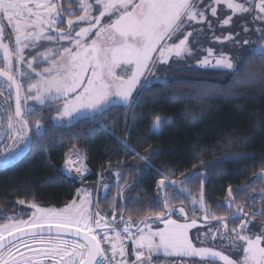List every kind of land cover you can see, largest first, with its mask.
<instances>
[{"label":"snow or ice","instance_id":"1","mask_svg":"<svg viewBox=\"0 0 264 264\" xmlns=\"http://www.w3.org/2000/svg\"><path fill=\"white\" fill-rule=\"evenodd\" d=\"M221 6L228 10L221 21L222 25H229L234 16L253 13L254 20L264 21V0H75V3H70L67 7L60 0H0V51L4 60L3 67H0V78L8 83L9 88L13 85L16 88L14 112L6 108L4 115L0 116V137L7 136L9 141L5 148L0 149V167L10 166L22 149L30 148L31 131L34 130L37 135L41 133V119H37L33 126L31 120L26 118L35 109L28 107L26 103L21 104V92L25 89L23 82L17 83L13 58L17 66L26 62L30 70L28 73H20L25 80L31 81L26 89L28 99L41 105L48 100H63L55 109L57 120L87 119L89 114H102L104 106L114 101L130 106L134 100L133 94L145 73L151 72L157 61L166 64L173 54L181 57L186 51L190 53L186 45L192 32H186V28L193 22L207 23L211 28L212 22L208 19V14L210 12L212 17L219 20L218 9ZM77 10L79 15L75 14ZM62 15H66L68 19L61 20ZM60 23H66V27H59ZM5 27L14 34V42H4ZM244 31L249 29L245 27ZM257 31L260 32V39L264 40V31ZM236 35L239 36V33ZM42 41L48 43H41ZM243 43L247 45L249 41L245 39ZM25 49L32 50L26 61ZM209 53L211 54V49ZM259 54L264 61V45H261ZM245 59L246 57H242L240 64ZM201 64L208 65L209 61L205 59ZM214 67L232 70L236 74L240 65L234 64L228 56L222 54ZM261 67V78L264 79V64ZM89 70L91 75L85 76V72ZM163 125V118L156 116L152 130L158 132ZM125 147L127 148L126 144ZM72 154L70 150L69 159L65 161L66 169L69 172L74 169L78 175H82V170L86 171L83 169L82 158L77 157L73 161L70 158ZM150 156L151 151L146 156L139 157L144 161L142 167L150 166ZM69 164L71 167H68ZM115 175L119 178L121 173ZM202 176L203 193L207 176L199 169L191 174H182L179 181L161 175L156 186L159 191L172 187L183 194L185 189L181 185ZM258 178L259 176L254 177ZM103 186L108 188L107 184ZM247 187L248 185L237 189L229 187V207L232 204V193L244 191ZM261 195L264 197V193ZM121 199L125 201L126 208L127 198L121 195ZM156 202H160L159 196ZM17 203L23 204L25 201L17 200ZM195 203L193 199V204ZM200 204L207 218L210 213L203 206V194ZM30 207L35 212L28 221L0 225V264H35V259L19 253L11 240L6 242V235L13 236L14 233L30 235L35 241L39 233H27L25 226L39 229L40 233L46 229L49 234H57L38 250L45 258L52 259L54 264H153V256L158 255L161 250L166 256H196L204 264H264V230L254 234L249 227V214L242 209H237L232 217H213L224 223L225 232L230 231L232 234L231 238L220 235V239L227 240L229 248L237 251L242 248V258L237 260L211 246L195 247L188 236V229L196 226L195 220L190 224H181L171 218L163 219L166 214L176 211L170 206L169 200L163 201L167 212L154 214L156 219L163 220L164 229L153 231L148 227L150 217H145L136 224L137 232L132 233L131 226L134 222L131 217L124 221L121 213L120 222L124 227L120 229L119 224L115 223L116 214L113 212L112 222H103L102 217L96 220L97 227L103 222L105 234L102 239L93 234L89 218L83 209V199L80 205L73 201L60 210L43 209L36 204H31ZM179 212L183 215L184 209L180 208ZM261 213H264V209H261ZM240 215L244 219L240 220L236 228L229 230L226 219H235ZM140 224L148 227V230L145 231ZM72 227L79 240L70 244L59 236ZM216 236L213 233L214 240ZM14 238L19 239V236ZM124 240L131 241L130 251ZM102 243L109 244L110 247L105 249L101 246ZM23 246L28 247L26 242H23ZM14 251L20 256L19 260L13 255Z\"/></svg>","mask_w":264,"mask_h":264},{"label":"trees","instance_id":"2","mask_svg":"<svg viewBox=\"0 0 264 264\" xmlns=\"http://www.w3.org/2000/svg\"><path fill=\"white\" fill-rule=\"evenodd\" d=\"M60 2L67 7L75 0ZM62 16L64 21L68 19ZM252 52L247 50L238 57L236 74L199 68L171 71L165 83L142 86L130 106L109 107L69 127L47 125L54 115L49 106L36 110L29 118L33 126L41 119L43 131L39 135L31 131L28 152L12 165L0 167V225L24 220L17 200L64 207L74 200L80 186L88 184L93 189L100 172L99 207L107 218H113L115 212L120 219L122 213L123 220L131 217L136 227L145 217L154 220L155 213L167 212L163 201L169 200L176 211L184 209L188 220L225 227L213 217H232L242 209L251 223L264 227V61ZM242 57L246 59L240 64ZM156 116L164 120L158 132L152 130ZM70 150L88 168V177L80 183L62 171ZM150 151V166L144 168L139 157ZM197 169L207 176L203 193V176L181 185L183 194L172 187L157 189L161 175L179 181L182 174ZM256 176L259 178L254 179ZM243 185L248 187L232 193L229 207V187ZM118 193L127 198L126 208ZM201 194L210 213L207 218ZM166 216L177 218L174 213ZM241 219L243 215L226 219L227 228H236ZM226 233L230 238L231 232Z\"/></svg>","mask_w":264,"mask_h":264},{"label":"rangeland","instance_id":"3","mask_svg":"<svg viewBox=\"0 0 264 264\" xmlns=\"http://www.w3.org/2000/svg\"><path fill=\"white\" fill-rule=\"evenodd\" d=\"M226 14H228V10L223 8V6H221V8L218 9L219 20H217V18L215 17H212L210 12L208 14V19L212 22L211 28H209L207 23L199 24L195 22H193L188 28H186V32H192V35L189 37V41L186 45V47L190 49V53L186 51L181 57H176L173 54L168 58V63L166 64H161L159 61H157L155 66L152 68L151 72L145 73V76L142 77L141 83L137 86V90L134 92L133 95L135 96L142 86H147L157 83L158 84L165 83L171 71L185 70L189 68H199L201 70L224 71L228 73H233L232 70H228L220 67H214L216 60L220 58L222 54L228 56L234 64H238V57L243 52L249 50L255 53H259L261 45H264V40L260 39V32L257 30L260 29L264 31V21L254 20L253 16L255 15V13H253L252 15L244 14L242 16H234L232 22L229 25H222L221 21L225 18ZM61 20L64 21L63 16H61ZM245 27H247L249 31L245 32L244 31ZM237 33H239V36L236 35ZM228 36H232L234 37V39L225 40L224 37H228ZM217 37H219L220 39H217ZM245 39L249 41V44L245 45L243 43ZM12 40H13L12 42H14V34H12ZM237 41H239V43H237ZM41 43L47 44L48 42L42 41ZM210 49H211V54L209 53ZM31 51H32L31 49H25V61L29 58L28 53ZM205 59L209 61V64L202 66L201 62L204 61ZM13 68L16 71L17 83L23 82V87L25 89L24 92H21V104L24 105L26 103L28 107L35 109V111L32 114H34L36 110L38 111L43 107L49 106L54 111V115L49 117L47 121V125L49 127H69L80 120V119H67V118L63 120L55 119L57 117V113L55 109L60 104L63 103V100L60 101L48 100L46 101L45 104L41 105L35 100L28 99L26 95V89L28 84L31 83V81L25 80L24 77L20 75V73H28L30 70L28 69L26 62L17 66L15 64V58H13ZM89 75H91L90 70L85 72V76H89ZM8 88L9 86L7 82L0 81V91H2V93L8 94L9 97L10 94ZM118 105H122V104L119 101H114L111 104L105 105L102 112L108 109L109 107L118 106ZM93 115L96 114H89L88 117ZM26 118L30 119L29 117ZM42 131H43V127L41 126V132ZM32 132L35 133L34 130ZM0 140L3 141L0 142V149L5 148L6 144L9 142L8 137L7 136L0 137ZM28 149L29 148L22 149L20 155L17 157L15 161L11 163V165L16 161H18L21 157H23L28 152ZM77 157L80 156L72 154L70 158L71 160L75 161L77 160ZM82 163H83V169H86L87 171L85 160L82 159ZM68 167H71V164H69ZM62 171L70 176H75V174H77L74 169L71 172L67 171L66 166L62 168ZM83 172L85 173V171ZM95 195H96V191L94 189H90L88 184H84L78 188L76 196L73 201L77 205H80L83 199V209L85 210V215L89 218L90 226L99 229L100 227L96 226V220L101 218V215L99 214V216H97V213L99 212L97 211L94 202ZM31 204H36L37 206L43 209L60 210L65 207V206L64 207L43 206L37 203H30V204L23 203L20 205L23 207L21 210V215L24 220L18 219L15 221L7 222L6 224L16 223L19 221H28L35 212V209L30 207ZM174 214L177 218L166 216L163 217V219L171 218L172 220H175L181 224L183 223L190 224L193 221V220H188L184 216V214L182 215L179 211H175ZM107 219H113V218H107ZM195 221H196V226L188 229V236L192 240L193 245L195 247L211 246L216 248L217 250L224 251L226 255H230L233 259L238 260L242 258L243 255L242 248L240 251H237L235 248H229L228 241L220 239V235L229 237V235L225 232L224 226H220V225L218 226V225L206 223L204 220L195 219ZM103 222L101 225L102 227H103ZM115 223L119 224V227L121 228L124 227V224L120 222V219L118 217H116ZM140 227L143 228L145 231L148 230V227H150L153 231H156V230L164 229L165 224L163 223L162 219L161 220L154 219V220H149L148 227H146L143 224H141ZM249 227L252 228L254 234H257L260 231L264 230V227L260 225H255L253 223H250ZM136 232H137V227L135 233ZM213 233L217 234L215 240L213 239ZM41 239H43L44 243H46L47 241L52 239V237H45ZM25 257L36 258L37 255H27ZM183 259L202 262L200 258L196 256H190V257L166 256L161 250L158 255L153 256V264H181L180 260ZM217 263L222 264V262H217Z\"/></svg>","mask_w":264,"mask_h":264},{"label":"flooded vegetation","instance_id":"4","mask_svg":"<svg viewBox=\"0 0 264 264\" xmlns=\"http://www.w3.org/2000/svg\"><path fill=\"white\" fill-rule=\"evenodd\" d=\"M5 35H6V39L4 40L5 43H9L10 41L11 42L13 41L11 29L5 27ZM2 55L3 53L2 51H0V67H3V64H4ZM0 81L6 82L3 78H0ZM8 89H9V94H10L9 97H8V94L6 93L0 94V116L4 115V110L6 108H10L14 112L15 107H16L12 87ZM42 238H45V237H42ZM60 239H64V238H60ZM40 241L44 242V240L41 238H35V241L33 239H28L27 241H24L27 243L28 247H24L23 242L18 245H15V247L19 250V253H22L24 256L37 255V257L34 258L35 264H54V261L52 259L45 258L43 255L39 254L38 250L45 246V243H41ZM69 242L71 244L72 241H69ZM13 255L15 256L17 260H19L20 256L17 255L15 251L13 252ZM56 259H59V257H57ZM65 260H67V258H65Z\"/></svg>","mask_w":264,"mask_h":264},{"label":"water","instance_id":"5","mask_svg":"<svg viewBox=\"0 0 264 264\" xmlns=\"http://www.w3.org/2000/svg\"><path fill=\"white\" fill-rule=\"evenodd\" d=\"M12 91H13L14 101H15V105H16V88H15V85L12 86ZM132 230L136 231V228L132 227ZM25 232H27V233H33V232L39 233L38 235H36L35 238L56 237L57 236V234L55 232L49 234L46 229L44 230V232L40 233L39 229H33V228L27 227V228H25ZM74 233H75V228H70V229L66 230L65 232H63L62 234H60L59 238H64V239L69 240V241L79 240V236L75 235ZM81 235H83V231L81 232ZM15 236H19V239H15L14 238ZM28 239H32V238H30V235H20L18 233H14L13 236H7L6 237V242H7V240H11L14 245H18L21 242L28 240Z\"/></svg>","mask_w":264,"mask_h":264},{"label":"built area","instance_id":"6","mask_svg":"<svg viewBox=\"0 0 264 264\" xmlns=\"http://www.w3.org/2000/svg\"><path fill=\"white\" fill-rule=\"evenodd\" d=\"M87 175L82 171V175H78L76 174L75 176H71V180L76 182V183H79L81 182ZM99 183H100V172L97 173V180H96V188H95V191H96V195H95V206H96V209L97 211L99 212V214L104 217L103 213L100 211L99 209ZM106 222H110L109 220H107ZM93 230V234H96L97 235V238L98 239H102L103 236H104V233L101 232V231H96L94 229ZM133 233V232H132ZM123 235H126V234H123ZM124 244L125 246L128 248V250H131V241L130 240H124ZM103 248L105 249H108L110 247L109 244H105V243H102L101 245ZM109 255H111V253H109ZM117 259H119V257L117 256Z\"/></svg>","mask_w":264,"mask_h":264},{"label":"crops","instance_id":"7","mask_svg":"<svg viewBox=\"0 0 264 264\" xmlns=\"http://www.w3.org/2000/svg\"><path fill=\"white\" fill-rule=\"evenodd\" d=\"M27 226H25V228H26ZM72 228H74V227H72ZM96 228V227H95ZM100 230H103V232L105 233V229H104V227H102V226H100V228H99Z\"/></svg>","mask_w":264,"mask_h":264}]
</instances>
